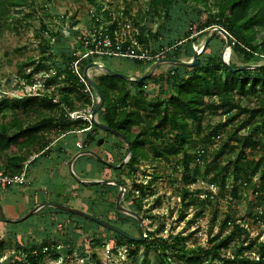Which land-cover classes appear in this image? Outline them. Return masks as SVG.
Segmentation results:
<instances>
[{"label": "rangeland", "instance_id": "1", "mask_svg": "<svg viewBox=\"0 0 264 264\" xmlns=\"http://www.w3.org/2000/svg\"><path fill=\"white\" fill-rule=\"evenodd\" d=\"M98 3L102 6L100 11L87 0H27L21 9L6 5L5 17L1 15L0 9V102L5 96L17 99L36 95L39 98L49 96L60 99L61 93L58 90L62 87L61 81L46 84L47 80L55 76V69L47 72L43 66L51 65L53 61L56 63L63 61V56L54 52L61 46L56 43L53 58L43 60L42 57L49 54L47 40L54 43V34L57 31H61L67 37L72 25H75V30H89L92 14L104 17L109 11L115 14L123 12L125 18L131 19L150 33L153 50L157 52L166 50L164 58L186 62L192 61L193 52L200 51L207 43L211 30L220 27L214 24L216 22H211L213 18L211 17L208 28L190 37L193 51L188 52L190 42L187 39L171 40L177 37V30L183 35L187 31L196 32L197 27L202 25L198 15L189 20L187 16L185 17L184 9L190 11L194 7L192 2L178 0L168 17L158 16L157 11H148L150 0H98ZM214 20L216 21L215 18ZM158 29L161 40L151 37ZM257 36L258 38L264 36V30L259 31ZM70 44L71 42L65 41L62 46L69 47ZM225 46V38L221 34H216L199 56L197 66H204L211 58H221ZM228 50L229 62L234 67L264 63V59L259 58L258 54L250 55L247 51H235L233 44ZM30 59L35 60V64L23 67V63ZM98 60L112 70L134 77L143 75L149 67L126 59L101 57ZM84 65L85 62L82 63V66ZM176 67L168 63L161 64L154 74L145 80L142 87L132 82L129 84L134 96H139L141 90L146 92L144 97L147 100V107L143 111L146 125L157 124L153 104L157 100L166 101L172 95L167 86H163L167 95H162L160 86L166 85ZM31 72L35 80L33 86L28 85L27 80L22 77V74ZM104 73L95 69L89 71L94 80ZM193 74L188 73L190 77ZM258 90L256 88L246 96L236 94L235 100L242 107L251 110L264 107V94ZM204 103L219 104L218 99L214 97L205 98ZM132 108L131 106L128 109ZM17 112L11 107H5L4 115H0V123L8 124L16 116H20L23 123L34 119L33 115L22 113L19 115ZM225 112L223 108L216 113L206 110L201 135L197 134L196 124L189 120L187 128L192 133V139L177 158L170 160L156 158L147 145L144 152L149 158L141 159L136 165L126 164L122 169L104 167L88 155L81 156L75 161L73 169L83 180H106L123 184L126 192L130 194L129 198L122 201L125 208L134 210V200H141L140 209L135 211H140L144 221L142 244L131 245L98 223L63 210L45 207L21 223L5 222L0 217V245L4 244L2 249L0 247L2 250L0 264H161L158 257L161 251L157 246L161 244V240L168 244L166 254L170 264H192L188 261L190 256L184 258L182 257L184 254L170 246L175 244L186 249L206 250L212 236L217 234L226 236L230 232L232 225L222 231L228 217L235 219L245 228L244 236L249 243L255 238H258L259 243L264 242V191L256 193V189L261 185V175L252 178L249 185L246 182L249 177L247 171L239 174L230 173L225 186L214 184L211 188L210 179L213 172L207 174V171L215 165L224 166L234 162L241 149L232 151L230 148L238 146L237 138L248 133V128L242 129L233 139L231 134L246 117L245 114L238 115L236 111ZM80 115L81 125L90 126L91 123L87 120L90 119V115L77 112L75 117ZM97 118L101 122L99 114ZM246 121L249 122L248 119ZM12 130L15 128L12 127ZM91 131L95 132L96 138L87 144V133ZM137 131L138 128L132 130L134 134ZM42 134L45 136L44 141L50 146L46 152H40L41 148L38 147L19 151L17 147L12 146L6 153L0 155V172L4 174L9 157L16 154L28 157L23 167L27 173V183L22 185L0 182V204L7 218L17 220L34 206L50 201L84 211L112 224L117 223L127 233L140 238L142 235L138 233L137 226L130 217L126 220H123L121 215L117 217L114 205L120 188H116L115 185H101L102 187L84 185L70 172L72 158L84 149L96 152L113 164H119L122 160H130L126 147L121 146L120 141L97 126L89 127L86 132L68 133L60 132L58 128H50ZM99 138L104 139L101 146L97 145ZM173 142L174 137L169 128L156 140L158 146L165 148ZM261 153L262 150L259 149L246 150V155L251 160H258ZM185 155L194 159L191 167L198 166L200 169L199 173L195 174L196 182L188 186L183 180L182 160ZM184 188L189 190L191 198H200L194 205L185 207L183 204L181 193ZM234 188L236 194H233ZM239 242L236 238L229 249L222 251L223 257L231 259L240 254L239 245L235 246V243ZM22 246L28 249L38 247V250L42 247L40 262H17V254ZM257 250L258 246L253 245L252 249L244 251L243 254L257 259ZM25 258L26 256H23V259ZM196 264L224 263L212 254L201 252V259Z\"/></svg>", "mask_w": 264, "mask_h": 264}, {"label": "trees", "instance_id": "2", "mask_svg": "<svg viewBox=\"0 0 264 264\" xmlns=\"http://www.w3.org/2000/svg\"><path fill=\"white\" fill-rule=\"evenodd\" d=\"M87 1L93 6L96 5L97 10H101L102 6H100L98 0ZM184 1H190L194 5L190 11L187 8L184 9L187 20L189 18L194 19L198 15L202 25L197 27L196 32L187 31L183 35L177 30V37L171 41H176L178 38L179 41L187 39L190 42L188 52L193 51L190 37L194 33L208 28L210 26L209 20L213 17L211 22H216L214 24L220 25L231 36V43L235 51L243 50L250 52V55L258 54L259 58L264 59V36L260 38L257 36L259 31L264 30V0ZM26 2L27 0H0L1 15L5 17L6 5L11 8L21 9L26 5ZM177 3L178 0H150L148 11H157L158 16L164 15V17H168L170 12L175 9ZM126 13L128 14V11ZM74 28L75 25L69 28L67 37L61 31H57L54 34V43L47 40L49 54L47 57H42L43 60L52 59L53 48H56L55 44L57 43L61 46V48H56L57 50L54 52L60 53L63 56V61L61 63L53 61L51 65L43 66V69L47 72L55 69V76L47 80L46 84L51 85L58 80L61 81L62 87L58 90L61 93L60 99L49 98V96L39 98V96L32 95L17 99L5 96L1 100L0 115H4L5 107H11V109L17 110L19 115L20 113L29 116L33 115L34 119L23 123L20 116H16L8 124L0 123V155L6 153L12 146L17 147L19 151L33 147L41 148L40 152L44 151L47 144L42 133L50 130V128H58V131L68 133L71 131L86 132L89 127L93 128L95 126L94 124L82 126V120H72L70 117V113L85 112L91 105V96L85 92L84 84L71 68L72 62L76 59L74 53L79 49L80 39L84 34V31L75 30ZM153 36L161 40L160 30L158 29L155 35H151L152 38ZM65 41L71 42L69 47L62 46ZM171 48L173 49V47ZM153 52H157V50H153ZM175 57L179 58V56ZM87 63L89 64L86 61L85 65ZM33 64H35V60L30 59L23 63V67H31ZM85 65L81 66L82 71ZM151 65L152 63L148 64L146 68ZM230 65L233 68H238L232 64ZM173 71L174 74L169 77L166 85L162 84L160 86L162 95H167L163 86L169 87L172 95L166 101L157 100L153 104V112L156 119H158L155 126L146 125L145 122L143 111L147 107V100L144 97L146 93L144 90L139 91V96H134L129 88L131 82L106 73L95 79L105 101L103 108L98 113L100 120L103 124L126 136L131 142L133 150L131 165L138 164L141 159L149 158L144 152L147 145L156 158L170 160L179 157L192 139V133L187 128L188 121L191 120L196 124L197 134L201 135L205 111L216 113L220 108H223L226 111L225 113L236 111L238 115L245 114L246 117L236 131L231 134V137L235 139L238 132L246 128H248V133L237 138L238 146L230 148L232 151L238 148L241 149L238 158L234 162H229L224 166L218 164L207 171V174L210 171L213 172L210 182L215 185L225 186L228 174H239L242 171H247L249 177L246 182L249 185L252 183V178L258 174L261 175V185L256 189V193L264 191V183L262 184L264 180V138H262V135H264V107L261 106L251 110L242 107L235 100L236 94L246 96L256 88L259 89L258 91L261 94H264V67L256 70L232 72L219 57L217 59H209L204 66H177ZM189 72H193V76L190 77L188 75ZM22 77L27 80L28 85L33 86L35 84L32 72L30 74H22ZM132 84L142 87L145 84V80L140 84L136 82H132ZM208 97L217 98L219 104L206 105L204 100ZM131 106L133 108L129 110L128 108ZM247 119L249 120L248 123ZM12 127L15 130H12ZM134 128H138V131L135 135H132L131 132ZM168 128L172 130L174 142L167 148L160 147L157 145L156 140L161 138L164 131ZM87 134L86 143L90 144L95 140L96 135L93 131ZM249 149L262 150L260 158L258 160L249 159L246 155V150ZM193 160L188 155H185L182 160L184 165L183 180L187 186L196 182L195 174L200 171L198 166L191 167ZM27 161L28 157L26 155L16 154L9 157L4 171L12 176L21 174ZM99 164L110 168L102 163ZM98 186L102 187L101 185ZM138 187L143 188V186ZM233 194H236V188L233 189ZM129 195L126 196V199L129 198ZM181 196L185 207L194 205L200 199L199 197L191 198L187 188L182 190ZM140 207L141 205L139 204L136 206L134 200V210H138ZM122 215L126 217V215ZM223 225L222 231L229 225H232V229L226 236H221V234L212 236L209 240V248L206 250L186 249L184 246L179 247L175 244L170 247L177 249L182 255L184 254L182 256L184 258L190 256L188 261L192 264H196L201 259V252L212 254L224 264H264V242L259 243L257 242L258 238H255L249 243L244 236L245 228L233 218L228 217ZM118 236L124 238L131 245L142 244V241L130 240L121 235ZM236 238L240 241L235 243V246L239 245L238 251L240 254H236L231 259L223 257L222 251L229 249ZM253 245L258 246L257 259H252L250 256L243 254L244 251L252 249ZM157 246L161 251L158 255L160 263L170 264L167 261L166 254L169 249L167 242L161 240V244H157ZM0 247L2 249L4 244H1ZM42 250V247L38 250V247L28 249V247L22 246L19 254H17V262L32 261L39 263L42 258ZM23 256H26V258L23 259ZM1 258L2 250H0Z\"/></svg>", "mask_w": 264, "mask_h": 264}, {"label": "built area", "instance_id": "3", "mask_svg": "<svg viewBox=\"0 0 264 264\" xmlns=\"http://www.w3.org/2000/svg\"><path fill=\"white\" fill-rule=\"evenodd\" d=\"M102 16L92 14L91 26L89 30L84 31L80 39L79 49L74 53L76 59L71 66L73 72L84 84L85 92L91 96V105L85 111V114L90 115V119L98 98L81 70L83 62L103 64L98 58L104 57L126 59L138 64L148 65L161 60V57L164 59L166 54V50L153 52L150 33L131 19L125 18L123 12L115 14L109 11L104 16L105 18ZM90 59L92 60L89 61ZM75 115H77V112L70 113L73 120L82 118V115L80 117H75ZM27 180L25 169L21 174L14 176L0 172V182L23 185L27 183ZM213 187L214 184H211V188Z\"/></svg>", "mask_w": 264, "mask_h": 264}, {"label": "water", "instance_id": "4", "mask_svg": "<svg viewBox=\"0 0 264 264\" xmlns=\"http://www.w3.org/2000/svg\"><path fill=\"white\" fill-rule=\"evenodd\" d=\"M216 34H221L226 40V46H225V49L222 52L221 59L228 66V68L232 72L245 71V70H256V69H259L261 67H264V63H262V64H256V65H244V66H240L238 68H233L230 65L229 58L227 56V51H228V49H231V45H232L231 36L223 28L217 27V28H214L212 30L211 34L209 35V37L207 39V43ZM207 43L203 46V48L200 51H197V50L194 51L192 61L186 62V61H182V60H178V59H174V58H164V59H161V60H158V61H155L154 63H152V65L145 71V73L143 75H141V76H138V77L130 76L128 74L112 70V69L108 68L107 66H105L103 64H100L98 62H92V63H89L88 65H86V67L84 68V72H83L84 73V77L87 80V82L89 83V85L92 87V89L94 90V92L96 93L97 98H98L97 99V103H96V105L94 107V110H93V112L91 114V122H92V124H94L95 126L101 128L102 130L109 131V132L113 133L114 135H116L117 137L122 139L124 142H126V144L128 146V156L131 157L132 147H131L130 142L120 132L116 131L115 129L109 128L105 124L101 123L98 120V118H97L98 113L103 108L105 101H104V97L102 95V92H101L100 88L98 87V85L95 82V80L89 74V71L92 70V69L103 71V72H105L108 75L117 76V77L125 79L126 81L136 82L137 84H140L144 80L150 78L154 74V72L156 71L158 66L161 65V64L168 63V64H172V65H176V66H186V67H195V66H197L199 64V56L201 55V53L206 48ZM103 142H104V140L102 138H100L98 140V145L99 146L102 145ZM84 155H90V156L94 157L97 161H99V162H101V163H103V164H105V165H107L109 167H112V168H120L126 163V161L123 160V162L121 164L115 165V164L111 163L110 161L104 159L103 157L99 156L94 151L80 152V153H77L72 158L71 163H70V172H71V175L78 182H80V183H82L84 185H88V186H94V185H119L121 187V190H120L119 195H118L117 208L121 212H123L124 214L130 215V216H132V217H134V218H136L138 220V222L140 224L141 235H142L140 238H134L131 235L127 234L124 230L119 229V228H117V227H115V226H113V225H111V224L99 219V218H96V217H94V216H92V215H90V214H88V213H86L84 211H81V210H78V209H75V208L60 204V203H43V204H39L36 207H34L31 211H29L27 214H25L23 217H21V218H19L17 220H11V219L7 218V216H6L5 212H4L3 206L0 204V217H1V219L4 220L5 222L21 223V222L27 220L28 218H30L32 215H34L36 212H38L39 210H41L45 206H48V207H53V208H56V209H59V210H63V211H66V212H69V213H72V214H75V215H79V216L84 217V218L89 219V220L95 221V222L99 223L100 225H102V226H104V227H106V228H108L110 230H113L117 234H119V235H121L123 237H126V238H128L130 240L142 241L143 240V234H144L143 233V231H144L143 229L144 228H143V221H142L141 216L137 212H135L133 210H130L128 208H125V207H123L121 205V202L123 200L124 194L126 193L125 186L121 185V184H118L117 182H113V181L83 180L79 176H77V174L75 173V171L73 169V165H74L75 161L79 157L84 156Z\"/></svg>", "mask_w": 264, "mask_h": 264}, {"label": "flooded vegetation", "instance_id": "5", "mask_svg": "<svg viewBox=\"0 0 264 264\" xmlns=\"http://www.w3.org/2000/svg\"><path fill=\"white\" fill-rule=\"evenodd\" d=\"M91 124H92V122H91V119L90 120H88ZM102 123V122H101ZM93 125V124H92ZM106 125V124H105ZM106 126H108V125H106ZM109 127V126H108ZM99 128V127H98ZM110 128V127H109ZM100 130H102L101 128H100ZM102 131H104L105 133H107V134H111L112 136H114L118 141H120V143H121V146H124V147H126V149H127V153H128V146H127V144H126V142H124L122 139H120L119 137H117L116 135H114L113 133H111V132H109V131H105V130H102ZM131 134L132 135H135L133 132H131ZM88 135V134H87ZM123 135V134H122ZM124 136V135H123ZM127 140H128V138L126 137V136H124ZM100 139V138H99ZM98 139V140H99ZM104 140V139H103ZM129 141V140H128ZM130 142V141H129ZM104 143V142H103ZM50 144V143H49ZM130 144H131V142H130ZM97 145H98V141H97ZM81 146V145H80ZM99 146V145H98ZM101 146V145H100ZM50 149V146L49 145H47L46 146V149L44 150V151H42V153H44V152H46L47 150H49ZM86 151H91V150H86V149H84L83 151H81V152H86ZM80 153V152H79ZM132 154H133V150H132ZM132 154H131V157H130V160L129 161H126V163L122 166V167H120V168H112V167H110L111 169H122V168H124L125 167V165L126 164H128V165H130L131 164V160H132ZM88 156H90V155H88ZM100 156V155H99ZM94 158V157H93ZM105 159V158H104ZM99 162V161H98ZM123 162V160L122 161H120L119 162V164H121ZM101 163V162H100ZM103 164V163H102ZM119 164H115V165H119ZM105 165V164H104ZM105 166H107V165H105ZM109 167V166H108ZM118 184H121V183H118ZM121 185H123V184H121ZM115 186H117L116 188H120V190H121V187L119 186V185H115ZM120 190H119V192H120ZM127 191V190H126ZM119 192H118V195H119ZM118 195H117V201H118ZM127 195H129V192H126L125 194H124V197H123V200H126V196ZM122 200V201H123ZM117 201H116V203H115V205H114V209H115V211H116V214H117V217H119V215H121L122 216V218H123V220H126V219H129L128 217H130L131 218V220L136 224V226H137V230H138V233L141 235V230H140V224H139V222H138V220L136 219V218H134V217H132V216H130V215H127V214H124L123 212H121L118 208H117ZM140 201L141 200H138V199H135V204H139L140 205ZM43 203H55V202H50V201H44V202H42L41 204H43ZM121 205H122V202H121ZM123 206V205H122ZM34 207H36V206H34ZM33 207V208H34ZM45 207H48V206H45ZM44 207V208H45ZM124 207V206H123ZM32 208V209H33ZM31 209V210H32ZM30 210V211H31ZM131 210V209H130ZM133 211H135V210H133ZM135 212H137V211H135ZM140 212V211H139ZM139 212H137L139 215H140V213ZM122 214H124V215H126V217H123V215ZM91 215V214H90ZM93 216V215H92ZM141 216V215H140ZM94 217H96V216H94ZM96 218H98V217H96ZM142 218V221H143V217H141ZM99 219H101V218H99ZM89 220V219H88ZM101 220H103V219H101ZM91 222H95V221H92V220H90ZM104 221V220H103ZM116 221H118V220H116ZM106 222V221H105ZM95 223H97V222H95ZM107 223H109V224H111V225H113V226H115V227H117V228H119V229H122V228H120L119 226H118V224L117 223H114L113 222V224L112 223H110V222H107ZM99 224V223H98ZM143 224H144V221H143ZM102 226V225H101ZM102 227H104V226H102ZM104 228H106V227H104ZM106 229H108V228H106ZM110 230V229H109ZM123 230V229H122ZM111 232H113V233H115V234H117L115 231H113V230H110ZM126 232V231H125ZM127 233V232H126ZM127 234H129V233H127ZM117 235H119V234H117ZM129 235H131V234H129ZM132 237H134V238H139V237H135V236H133V235H131ZM126 238V237H125ZM128 239V238H127Z\"/></svg>", "mask_w": 264, "mask_h": 264}, {"label": "bare ground", "instance_id": "6", "mask_svg": "<svg viewBox=\"0 0 264 264\" xmlns=\"http://www.w3.org/2000/svg\"><path fill=\"white\" fill-rule=\"evenodd\" d=\"M227 56L229 58V56H230V50L227 51Z\"/></svg>", "mask_w": 264, "mask_h": 264}]
</instances>
